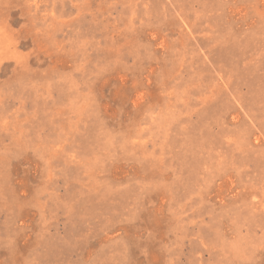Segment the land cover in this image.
Instances as JSON below:
<instances>
[{"label": "rangeland", "instance_id": "rangeland-1", "mask_svg": "<svg viewBox=\"0 0 264 264\" xmlns=\"http://www.w3.org/2000/svg\"><path fill=\"white\" fill-rule=\"evenodd\" d=\"M0 264H264V0H0Z\"/></svg>", "mask_w": 264, "mask_h": 264}]
</instances>
